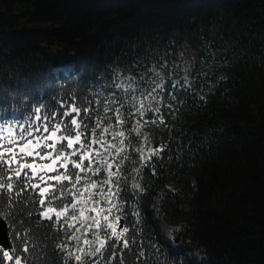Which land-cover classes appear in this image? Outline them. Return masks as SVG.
Returning a JSON list of instances; mask_svg holds the SVG:
<instances>
[{
    "label": "trees",
    "instance_id": "1",
    "mask_svg": "<svg viewBox=\"0 0 264 264\" xmlns=\"http://www.w3.org/2000/svg\"><path fill=\"white\" fill-rule=\"evenodd\" d=\"M71 54L75 75L54 82L49 66ZM61 101L98 118L104 147H93L119 168L112 178L119 198L110 205L101 195L117 191L103 183L104 166L81 173L73 189L78 197L66 189L53 202L76 204L59 223L41 218L44 208L31 189L20 196L0 189V212L17 222V234H10L14 259L0 249V264L16 258L21 264H264V0H0V126L22 125L27 133L36 115L43 120ZM4 136L14 139L7 129ZM54 142L59 150L67 140L46 143ZM72 167L69 161L74 176ZM11 182L14 189L19 184L14 176ZM92 182L97 187H81ZM117 215L129 232L116 221L113 236L109 221ZM93 218L100 227L88 229ZM102 238L107 243L93 256Z\"/></svg>",
    "mask_w": 264,
    "mask_h": 264
},
{
    "label": "snow or ice",
    "instance_id": "2",
    "mask_svg": "<svg viewBox=\"0 0 264 264\" xmlns=\"http://www.w3.org/2000/svg\"><path fill=\"white\" fill-rule=\"evenodd\" d=\"M64 101H61V109L57 110L55 107L49 108L45 111L43 116V120L40 115H36L35 120L37 123L33 125L30 129L25 133L24 126H18L16 129H13L11 125L0 126V180H4L7 178V184L0 182V189L7 188L8 190H12L16 193L17 196L22 195L27 190L31 189L36 196L38 197V202L44 210L40 213L41 218H46L49 221H53L55 218V223L60 222V218L63 217L66 213H68L69 208H76V204L72 203L71 200L68 204L61 203L59 206L54 204V201L63 200L66 195V189L68 190V194L72 197H78V192L73 191L76 189V185L80 184L84 177L81 173L84 172H95L99 173L101 171V166L107 171L108 178L103 182L105 185H110L113 188H116V192H111L110 195H105L101 193L104 199L108 204H112L113 198L117 197V192L119 191V186L113 182V177H119L121 175L119 168L113 170L114 161H108L101 158L99 150L94 148L93 145H99L100 148L104 147V142L97 138L95 127L99 126L98 118L95 121H91L89 119V108H84V116H81V107L75 103H71L67 108L63 107ZM141 112L140 114L143 116L144 112L143 104H141ZM159 112V109L155 110ZM36 112L40 113L41 108L37 107ZM71 112H75L76 115L71 116L70 119L66 120L69 117ZM59 115V119L57 116ZM118 122L123 124V119H119L120 113H117ZM159 119L163 121L165 117L163 115L159 116ZM78 120L80 121L78 123ZM94 123L95 126L89 128V123ZM81 124L83 127H81ZM68 125L75 126V130H69ZM51 126V127H50ZM65 130V133L57 136V133L61 129ZM7 129V132L14 136L13 138H5L4 133ZM42 130V131H41ZM108 131L107 128H103L101 132V136L106 134ZM47 133V135H45ZM119 135L121 137L124 136V132H120ZM82 136L84 139H82ZM67 140V143H61L59 150H57V143H46L49 139H53L55 141H63ZM41 141H44L43 147L41 146ZM80 142L79 148L76 147V143ZM123 142V141H121ZM6 145V146H5ZM115 148V145H112ZM51 149V150H47ZM160 149H163V145L160 146ZM55 151V155H53ZM154 153H157V149H152ZM93 152L96 153L93 156ZM79 155L76 159H71L76 154ZM7 154V155H6ZM28 157H34L32 160H29ZM35 157H39L41 161H44L48 158H51L49 163L41 162L38 164ZM88 159V163L84 164V159ZM151 159V157H145V160ZM69 161L71 162L72 172L69 173ZM59 162V164L57 163ZM58 167H62L64 169L63 172H58L56 175L48 176V172L57 171ZM155 171V169H153ZM23 175V179L21 176ZM15 177L19 184L14 189L12 177ZM89 179H91L89 177ZM56 181L58 184L48 183V181ZM64 181L71 182V186L64 184ZM44 185V186H41ZM81 187L84 190H88L89 187L95 188L97 187L96 182H92L89 186L87 184H81ZM136 187L142 192L144 188L137 184ZM51 190V191H50ZM46 201L48 202L46 205ZM9 204H12V200L8 201ZM93 211L97 212L99 215L101 208L99 207V201H93ZM15 206V205H14ZM115 207V205H113ZM106 213L105 219L107 220L109 216L112 215L111 208L103 209ZM80 215H85L84 209H80ZM136 216L139 217V213H136ZM76 217H73L75 220ZM94 223L88 224V229L92 227H100V221L98 219L93 218ZM121 216L117 215L114 217L112 221H109V226L112 229L111 234L113 236L117 233L118 225L115 223L116 221H120ZM0 223H2L10 234L13 236L17 233L15 232L16 221L12 219L9 213L0 212ZM123 233H128L129 228L123 227ZM85 244H89L88 240L84 241ZM107 243L106 238H102L99 241L100 247L97 248L92 255L95 256L97 252H99ZM123 244L125 247L128 246L129 241L127 239L123 240ZM58 248L64 250V244H58ZM0 249L3 250V255L8 258V260H13V255L5 248L3 245H0ZM29 246L27 244L24 245V250L28 251ZM78 251H82V249H78ZM68 256H73L71 252H67ZM75 261H82L81 255L74 256ZM15 264H21V260L16 258ZM64 264H67L65 261Z\"/></svg>",
    "mask_w": 264,
    "mask_h": 264
},
{
    "label": "water",
    "instance_id": "3",
    "mask_svg": "<svg viewBox=\"0 0 264 264\" xmlns=\"http://www.w3.org/2000/svg\"><path fill=\"white\" fill-rule=\"evenodd\" d=\"M0 245H3L7 249H11L12 245L9 239L8 229L0 223Z\"/></svg>",
    "mask_w": 264,
    "mask_h": 264
},
{
    "label": "rangeland",
    "instance_id": "4",
    "mask_svg": "<svg viewBox=\"0 0 264 264\" xmlns=\"http://www.w3.org/2000/svg\"><path fill=\"white\" fill-rule=\"evenodd\" d=\"M63 68H67V65H63L61 69ZM156 219L160 222L159 226H160V229H161V232L165 235L166 239H167V236H171V239H172V235H170L171 233V229L166 225L165 227V230L163 229V224H165V221L161 218V217H158L156 216ZM173 243H175L174 240H172ZM192 256L196 259V260H200L201 258H199L200 256H198L196 253H193Z\"/></svg>",
    "mask_w": 264,
    "mask_h": 264
},
{
    "label": "bare ground",
    "instance_id": "5",
    "mask_svg": "<svg viewBox=\"0 0 264 264\" xmlns=\"http://www.w3.org/2000/svg\"><path fill=\"white\" fill-rule=\"evenodd\" d=\"M165 227H166V225L165 224H163V229L165 230Z\"/></svg>",
    "mask_w": 264,
    "mask_h": 264
}]
</instances>
